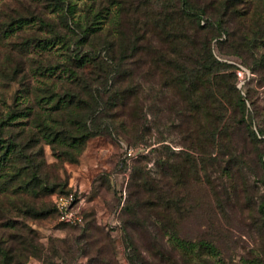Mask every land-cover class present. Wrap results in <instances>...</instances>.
<instances>
[{
  "label": "rangeland",
  "instance_id": "rangeland-1",
  "mask_svg": "<svg viewBox=\"0 0 264 264\" xmlns=\"http://www.w3.org/2000/svg\"><path fill=\"white\" fill-rule=\"evenodd\" d=\"M160 9L181 10L180 0H0V146L10 155L0 183V245L19 250L16 264H264V0H188L183 7L190 17L204 13L207 24L198 21L185 35L204 54L210 50L226 87L227 99L216 104L222 121L203 138L153 64L151 52L169 54L176 43L157 28ZM21 18L29 25L4 33ZM133 20L149 29L124 67L141 98L138 118L113 123L80 147L51 141V100L84 88L68 76L71 58L102 63L104 73L95 64L79 72L86 71L90 91H104L113 83L116 32L127 34L125 21ZM154 184L181 205L165 208ZM68 194L79 224L62 223L54 211L56 197Z\"/></svg>",
  "mask_w": 264,
  "mask_h": 264
},
{
  "label": "trees",
  "instance_id": "trees-1",
  "mask_svg": "<svg viewBox=\"0 0 264 264\" xmlns=\"http://www.w3.org/2000/svg\"><path fill=\"white\" fill-rule=\"evenodd\" d=\"M181 10H174L172 14H167L164 9L158 10L157 14L154 16L161 22L158 25L159 32L162 33L165 38L173 35L175 39L174 48L171 53H163L160 50H154L151 55L154 59V66L158 67L165 72V80L167 84L175 90V92L182 98L184 103L189 107V116L191 117L194 124L198 127V130L202 136L206 135V131L210 134L215 135L212 129L219 127L221 123V116L216 109V104H220L223 99H227L226 87L224 85V76L220 72V64L212 58L210 50L201 52L194 42L187 39L186 30H194V28L199 27L198 21L205 22L207 20L203 18V12L200 16H188L184 13L183 7L188 6V0H180ZM62 4V3H61ZM187 17V19H186ZM121 21H124L121 16L117 18V24L119 25ZM187 21V22H186ZM197 24H196V23ZM129 26V34L133 36V47L128 49L130 43V36L122 33L121 31L117 33L118 42H120V47L116 51V56L112 65L109 66L110 71L109 76L112 78V85L106 86V89L102 92H96L94 94L91 90V83L86 81L85 67L90 64H95L99 67V70L104 73L106 68L102 63L96 61V58L92 57H77L71 58L73 61L72 66H68L67 73L72 82L77 81L78 87L84 85L81 90L76 89L71 91H66L64 96L56 97L57 99H52V106L49 108L47 115L45 116L48 121L47 130L51 141H56V139L66 140L67 148H75L85 145L86 141L96 136L102 135L104 130L108 128L113 123H119L121 126H125L126 120L131 117L138 118L139 112L137 110V105L141 100L139 92L131 87H129L125 80V70L124 67L130 58V52L133 56L138 55L142 51V45L147 41V35L149 29L147 24L143 23L140 30L137 28V22L125 21ZM158 23V22H157ZM155 23L153 26H156ZM16 25L15 30H12L13 26ZM29 25L27 19H17L11 22L7 28L11 30H4V33H9L17 31L21 27ZM10 34V36L12 35ZM8 36V37H10ZM45 42L43 41V44ZM33 44H40V40H34ZM46 48V46H44ZM114 45H112V48ZM47 48H54L52 43H49ZM99 63V64H97ZM73 67V69H71ZM86 86V87H85ZM88 86V87H87ZM138 90L139 86H137ZM242 105L244 104L243 99H238ZM130 109V111H129ZM35 119L38 125L41 127L44 125V115L42 113L35 114ZM114 118V119H112ZM112 119V120H111ZM110 123V124H109ZM132 124V122L130 121ZM136 121H134V124ZM133 125V124H132ZM137 126V125H136ZM135 126V127H136ZM134 127V129H135ZM141 130V125L137 127ZM205 132V133H204ZM207 136V135H206ZM200 138V139H202ZM61 139V140H62ZM196 141V146L200 148L206 147V144L200 143L201 140ZM60 140V141H61ZM208 141V139H206ZM0 143L1 140H0ZM0 150L4 152L0 155V183H4L3 177L7 175L6 166L9 162V149L8 147L0 146ZM191 174V179L197 181V170L195 164L189 166ZM181 174V175H180ZM179 174V181L181 185L185 182V177L183 172ZM2 181V182H1ZM141 183L137 184V187H141ZM147 183H143L142 187L146 186ZM153 192L155 193L156 200L163 203L165 208L169 205L177 207L182 200L175 198H168L163 195L162 190L154 184ZM176 199V200H175ZM181 205V204H180ZM183 205V204H182ZM260 213L264 215V203L260 205ZM56 212V210H54ZM58 215V213L56 212ZM42 215H44L42 213ZM22 246V250L26 249L25 244L22 240L19 241ZM174 246L179 249V251H184V243L182 241L175 240ZM17 248L14 250L12 246L2 247L0 245V264H16L14 258L17 255L13 254L18 252ZM189 264V263H186Z\"/></svg>",
  "mask_w": 264,
  "mask_h": 264
},
{
  "label": "built area",
  "instance_id": "built-area-1",
  "mask_svg": "<svg viewBox=\"0 0 264 264\" xmlns=\"http://www.w3.org/2000/svg\"><path fill=\"white\" fill-rule=\"evenodd\" d=\"M74 195H59L55 199V210L58 213L59 220L64 224H79L81 219L74 216L72 210L74 208Z\"/></svg>",
  "mask_w": 264,
  "mask_h": 264
}]
</instances>
